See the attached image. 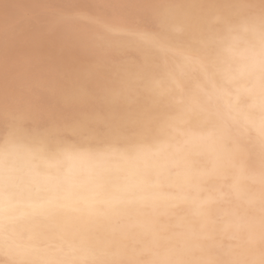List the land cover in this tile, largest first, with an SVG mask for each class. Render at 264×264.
Instances as JSON below:
<instances>
[{
	"label": "snow or ice",
	"instance_id": "obj_1",
	"mask_svg": "<svg viewBox=\"0 0 264 264\" xmlns=\"http://www.w3.org/2000/svg\"><path fill=\"white\" fill-rule=\"evenodd\" d=\"M0 111V264H264V0H0Z\"/></svg>",
	"mask_w": 264,
	"mask_h": 264
},
{
	"label": "bare ground",
	"instance_id": "obj_2",
	"mask_svg": "<svg viewBox=\"0 0 264 264\" xmlns=\"http://www.w3.org/2000/svg\"><path fill=\"white\" fill-rule=\"evenodd\" d=\"M66 3H72L73 0H65ZM24 2H30V0H24ZM81 2L86 4H98L103 3L105 0H81ZM123 2H129V0H123ZM136 2H147V3H155V4H191V3H228L231 0H136ZM258 2V0H257ZM53 3V1H52ZM216 11H212L204 16H201L198 20H192L186 18L179 11L175 12L171 18V24L178 28L182 29L183 33L178 32L177 38L178 40L185 39H200L201 37L207 38L209 36H218L221 33V29L219 27L214 26L213 17L216 15ZM109 23L113 25H121L124 23H131V21H125L118 17H113L109 21ZM79 26L84 31H95L101 27L99 23H92L88 19H81L79 22ZM184 51L178 46V44H174L169 46L166 52H159L158 59L160 63L165 65H171L175 62L176 58L184 55ZM247 99V97H245ZM253 101L248 100V104L252 105ZM1 114L2 111H1ZM3 116V115H2ZM2 118V117H1ZM0 120H4L0 119ZM3 121L0 122V138L3 136ZM34 127V125H33ZM21 155L26 156V151L22 148ZM194 164L200 167H208L210 166V160L207 156L196 153L193 155ZM79 161L77 160H69L67 161V167L74 168L79 166ZM246 167L249 171V180L247 181L248 186H251L253 190L258 194L260 191L259 178L261 175L262 167H264V162L261 161L259 154L257 153L254 157L246 161ZM183 208V205L180 206ZM6 259V257L0 253V260Z\"/></svg>",
	"mask_w": 264,
	"mask_h": 264
},
{
	"label": "rangeland",
	"instance_id": "obj_3",
	"mask_svg": "<svg viewBox=\"0 0 264 264\" xmlns=\"http://www.w3.org/2000/svg\"><path fill=\"white\" fill-rule=\"evenodd\" d=\"M53 1V3H66L65 0H51V2ZM3 114H1V111H0V119H3ZM2 117V118H1ZM3 121V120H0V122Z\"/></svg>",
	"mask_w": 264,
	"mask_h": 264
}]
</instances>
